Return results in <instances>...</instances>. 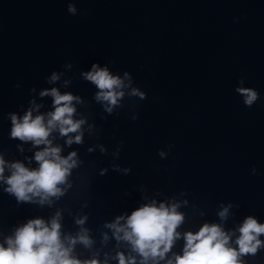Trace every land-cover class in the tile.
<instances>
[{
  "label": "clouds",
  "instance_id": "clouds-1",
  "mask_svg": "<svg viewBox=\"0 0 264 264\" xmlns=\"http://www.w3.org/2000/svg\"><path fill=\"white\" fill-rule=\"evenodd\" d=\"M69 11L75 12V9L70 7ZM84 76L100 90L96 95L97 100L107 101L114 106L123 96V92L117 91L123 87V81L118 76L110 74L107 68H98L94 64L92 71L85 73ZM51 79L56 80L57 76L53 74ZM237 92L245 97L244 104L248 107L258 99V93L251 88H238ZM47 94L49 93H42ZM133 94H137L135 89ZM50 95L54 98L55 111L49 113L47 125L43 116H36L33 119L31 111L23 117L22 122L13 115L12 137L31 140L36 145H47L50 144L47 138L57 125L61 135L76 132L80 128L83 121L74 122L71 118L75 111L71 102L77 98L71 94L61 95L56 89H52ZM139 95L143 97L142 93ZM107 111L111 112L112 108H107ZM80 141L81 136H76L75 142ZM68 143L71 144L72 140L70 139ZM59 152V148L52 147L37 152L35 159L40 165L38 170H29L21 163L11 165L14 171L7 178V184L10 186L8 191L22 201L30 199V193L35 196L43 193V199L60 194L61 190L57 185L65 182L69 169L74 167L76 162L73 160L75 153L62 158ZM3 171L4 161L0 159V178ZM226 212L227 209L220 215L224 216ZM182 220L183 216L177 213L175 205L171 208L165 207L164 204L159 207L146 205L131 214L127 220V228L118 227V221L110 227L115 228L117 233L123 231V238L131 241L134 249L147 260L149 257H164L178 236L176 228ZM59 230L60 224L55 218L51 221V227L46 226L41 219L30 220L16 231L14 238L7 239V247L0 245V264H81L79 260L70 257V250L61 242ZM239 231L241 235L236 241L239 251L228 247L229 236L218 225L205 224L195 234L186 233L184 254L176 257V264H240L238 256L255 254L260 247L261 241L258 237L264 234V224H259L252 217H248ZM80 240L88 243L85 236H81ZM89 264L96 262L92 261ZM120 264H125L123 256L120 257Z\"/></svg>",
  "mask_w": 264,
  "mask_h": 264
}]
</instances>
